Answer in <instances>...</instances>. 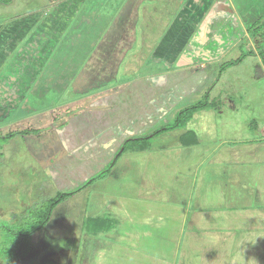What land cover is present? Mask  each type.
I'll return each instance as SVG.
<instances>
[{"label": "crops", "instance_id": "0c3cea01", "mask_svg": "<svg viewBox=\"0 0 264 264\" xmlns=\"http://www.w3.org/2000/svg\"><path fill=\"white\" fill-rule=\"evenodd\" d=\"M158 1L159 7H155ZM11 2L0 0V4ZM41 4L35 10L39 22L32 25V21L31 27L21 29L23 24L17 19L20 14L30 16L34 9L18 14L17 8L10 18L12 36L21 29L34 37L16 57L10 58V54L20 39L7 38V29L0 34V64L11 63L0 79L2 104L9 105L5 101L9 97L11 105H16L13 100L29 94V86L37 78L40 92L31 91L25 105L33 110L29 106L32 100L74 88L80 75L81 80L87 76L81 73L85 64L113 60L121 55V48L123 55L112 76L105 72L100 81L92 73L87 78L94 76L98 89L107 80H115L121 69L125 76H134L108 92L107 99L112 94L118 102L111 98L110 106L99 105L105 93L97 95L90 110L75 116L76 122H67L64 131L57 128L66 139L68 128L74 130L81 145L68 150L73 160H82L89 177L69 195L79 208L75 231L66 233L68 226H50L57 221L53 210L46 224L29 237L28 254L35 251L34 237L45 231L46 238L64 239L63 246L47 254L49 261L59 264H264V164L252 166L250 171L245 167L243 174L239 168L254 152L264 160V118L250 123L256 135L217 140L211 125L218 106L208 99L218 81L248 57L256 58L255 79L264 78V37L262 32L250 30L264 16V0H41ZM160 12L165 17L162 23L155 19ZM68 16L76 18L70 21L72 27L67 25ZM140 29L142 43L138 45ZM107 32L109 38L104 42ZM43 47L51 48L44 60ZM64 47H70L73 54L61 55ZM234 51L236 56H231ZM131 52L134 55L127 59ZM69 57L73 58L68 62ZM137 59L140 64L135 63ZM143 64L149 66V72L135 75ZM77 73H81L78 78ZM138 78L154 84L150 90H159L162 104L153 102V109L151 104L133 105L138 93L132 83ZM204 102L207 107L196 110L179 130H171L165 144L156 145L158 134L154 133L170 125L162 123L164 117L176 121L181 110ZM217 141L221 142L211 145ZM228 141L243 143L245 151H251L244 156L236 149H219ZM83 142H88L85 147ZM54 163L48 166L50 173L61 175L60 190L69 192L68 185L74 182L65 180L73 167ZM253 175L257 183L248 181ZM89 178L93 179L90 183Z\"/></svg>", "mask_w": 264, "mask_h": 264}, {"label": "rangeland", "instance_id": "374dc122", "mask_svg": "<svg viewBox=\"0 0 264 264\" xmlns=\"http://www.w3.org/2000/svg\"><path fill=\"white\" fill-rule=\"evenodd\" d=\"M126 4L124 7L127 6ZM41 5V0H12L9 5L6 3L0 4V34L3 30L7 29L8 33L10 32L7 38L13 37L14 41L15 39H20V42L12 50L10 54L11 56L9 55L10 58H13V56L16 57V54L20 51L19 49L26 44L28 45L30 41H34L33 34H31L32 32L21 31V29L24 27L26 28V25L31 27L34 23L39 22L35 21L37 20V12H39L35 10ZM153 5H155V7H159V1ZM17 8H20L18 14L26 11H32L33 9L34 11L30 16L26 13L25 15H19L20 19L17 20H19V23L23 25L21 26V29L16 32L15 36H12L11 34L15 33V31L12 33V30L9 31V27L11 29L14 25L13 20L10 18L15 14L14 12H16ZM158 11H160V9ZM129 15L131 14H127L126 16ZM139 15L141 18L143 17L142 12L139 13ZM73 16H68L67 22H73L76 19H74ZM160 16L161 12L158 17L155 18L158 20V23H162L161 19L165 18ZM22 17L27 18L30 21L27 22L21 19ZM15 18H17V16H15ZM8 20L11 21L6 24V26L1 25V23H6ZM71 22L67 25L70 24L72 27L74 23ZM120 22L118 23V27H120ZM118 27L116 26V28ZM69 30L70 29L68 28V31ZM68 31L65 30L64 32L62 30L61 33H68ZM137 33L138 37H140L137 44L140 45L142 43L141 29ZM6 34L7 32L5 31L4 35ZM109 34V32L106 33L103 39L104 42L107 38H109ZM1 44H3V42H1ZM42 49H44V52L41 53V56L43 57L41 59L44 60L48 57L47 54L50 52L51 48L43 47ZM122 49L123 48L119 50L121 55L113 59L114 61L103 60L100 64L99 62L94 63L93 61H90L89 64H85V69H82L81 73L87 75L88 77L89 74L96 73V76L98 74V78L101 79L100 81L104 80L105 77L101 76L103 73L109 72L111 75V73L114 74L117 70L119 61H121L123 55V53H121ZM60 52L61 55L67 54V56L73 54L70 47H67L66 50L64 47L60 50ZM133 55V52H131V54L129 53L127 59ZM232 55L236 56L235 51L232 52L231 56ZM58 58L59 55L54 58L53 63L56 62L55 60ZM72 58L73 57L67 58L68 62ZM255 60L256 58L250 57L244 60L243 64H240L241 66L239 65L236 69H233L234 72L231 71L228 76H225L221 81H218V84L213 87L210 96H208V99L213 100L214 104L218 106L216 109V116L212 119L211 125V130L216 135L217 140H220L222 137H234L238 140H244L250 136L256 135V131L255 129H251L250 123L255 121L256 118H264V78L261 77L259 79H255V73H252L255 70ZM136 62L140 64L138 59L135 63ZM10 64V61L0 64V67L3 68V70L0 69V79L2 78V75L5 74L4 68H8ZM248 65L251 66V70L247 69ZM72 66L74 65L68 64V67ZM161 68L162 67L159 66L157 69L162 70ZM151 69L152 68H150V70ZM148 72L149 66L147 67L143 64L142 66L140 65L136 68L135 75L139 74L138 76H142ZM80 74L77 73L75 77L78 78ZM132 75L134 76L133 73H130L128 76ZM87 76L81 80L80 75L78 78L79 80L77 79V85L74 87L75 90L71 86L62 91L59 89V92L57 91V93L52 94V97L48 96L47 99L32 100L29 106L33 105V110L26 109L25 105H27L26 103L29 101V97H31V91L36 93L40 92V89L36 87L38 84L37 78L33 79L32 84H30V92L27 90L29 94L24 93V97H17L16 99L19 98V100H13L16 101V105H11L12 101L9 97L5 98V101H8L9 105H5L2 104L3 102H0V136L3 137L12 132H17V135L14 134L12 137L3 139L0 146V264H13L14 262H8V257L13 255L15 250L19 251L23 245V242L18 245L16 240L17 236L13 235V231L25 232L33 227H37V225L44 220L45 213L49 209V205H51V203L59 197V193H61V175H52L50 173L48 166L51 167L52 162H55L54 164L57 162L60 164L62 162L69 167H73L67 174V178L65 180V182H74L73 185L67 184L69 186V192H75V189L79 186L76 188H74V186L79 184L83 178L89 177L87 167L82 165V160H73L71 158L73 154L68 150V148H70V151H72V147L73 149H76V147L78 148L81 145L79 144V141L77 142V138H75L76 136H74V130L71 129V127L68 128L67 132L70 133L67 134L66 139L64 137L62 138V134L60 132H57V128L64 131L63 128L67 125V122L69 123L70 120L71 123L76 122L75 116L78 115L79 117L82 115L81 112L84 113L83 111L90 110L93 103L96 101L94 97H97V95L99 97L102 93H105V98H103V95L101 97L103 99L98 101L99 105L104 103L110 106L109 104H111V98L118 102L117 96L112 94L110 95L111 98L108 100L107 97L110 94L108 92L114 89V87L116 88V85H121L126 82L129 77L125 76L123 69H121L115 80H111V82L107 80L104 86L95 89V77L90 76V78H87ZM146 82L148 81L138 78L132 83V86L136 87H133L134 92L138 93L135 94L136 96L134 97L135 101L133 105L137 108V105L142 103L144 106L152 105L151 108L153 109L155 108V103L153 102H158L157 104L159 105L162 104V97L161 94H158V89L156 92L151 91L152 89L150 90V86H153L154 84L147 85L145 84ZM100 90L101 92H98L97 94V91ZM53 91L56 90L53 89ZM119 100V102H121L122 98ZM40 104L42 105L41 108L39 107ZM185 104V101L181 102V105ZM112 113L115 114V111ZM85 119H87V116ZM171 120L164 117L162 119V123H170V125H173L175 120ZM179 129L180 128H178V130ZM86 130L89 132L90 127L88 126ZM171 130L174 129L158 133L155 141H152L156 142L157 146H162L166 143L167 137L172 135ZM20 132H22V134ZM87 132H85L86 135L89 134ZM221 141H217L211 145L215 147V145L219 144L218 142ZM86 143L88 142H83V146ZM245 148L246 146L243 143L235 144L231 141L220 144L219 147V149L224 152H230L232 149H236L237 153L241 152L240 154L244 153L243 155L246 156L245 152H249L251 149L245 151ZM258 155L259 153L257 152L252 153V156L250 155V158H247V161L244 160L246 158H242L243 162L239 164L242 174L245 172V167L248 168V171H250V167L264 164V160H260ZM105 165L106 163H104V166ZM105 174L106 173H104L103 176ZM228 176H231L232 178L235 177L230 174H228ZM248 179L251 183H257L254 175L249 176ZM78 209L79 208L75 198L68 195L56 205L53 215H56L57 221H54V224L51 223L50 226H53L55 229L62 226H68L66 233L74 232L75 230L73 231V229L76 224L75 217H77ZM45 235V231L36 235L32 240V242L36 245L35 251L32 254L27 253V255L23 254L22 256H18L15 264H59L58 262L56 263L48 260V252L53 251L59 246H63L65 243L64 239H50L48 237L46 238ZM71 245L72 244H69L68 247ZM25 247L26 244L24 245V250ZM73 264H75V262Z\"/></svg>", "mask_w": 264, "mask_h": 264}, {"label": "trees", "instance_id": "16d2710c", "mask_svg": "<svg viewBox=\"0 0 264 264\" xmlns=\"http://www.w3.org/2000/svg\"><path fill=\"white\" fill-rule=\"evenodd\" d=\"M250 30L253 32L256 33H260L262 32V36L264 37V16L258 20L251 28ZM253 32V33H254ZM261 53H264V51H261ZM232 64H234L235 62H231ZM231 63L230 64H226L225 67H228V66H231ZM208 104L206 102L204 103H200V104H196V105H193V106H190V107H187L185 108L184 110H181L178 114H177V117H176V121L173 125H169V126H166L160 130H157L154 134H158L160 132H163V131H166V130H170V129H175V128H178V127H182V126H185L186 125V122L192 117V115L194 114V112L196 110H199L201 108H204V107H207ZM23 132V131H22ZM14 134L16 135L17 132H12L10 133L9 135H5V136H0V146H1V141H3V139L5 138H9V137H12L14 136ZM150 137V136H149ZM127 143L128 141L125 142V146H124V149L127 148ZM108 170H105L103 172L100 173V175H103L104 173H106ZM93 179H90L88 181V183L92 182ZM73 192H61L59 193V197L57 199H55L51 205H49V209L46 211L45 213V218L43 221H41L37 227H33L31 228L30 230L28 231H25V232H17V231H13V235L17 236L16 237V240L18 242V245L22 244L21 242H23V245L21 246L20 250L17 251L15 250L13 255L9 256L8 257V262L11 261L13 264H15L16 260H17V257L18 256H22L23 254L24 255H27L28 251L30 250V245H31V242H30V236L35 233L37 230L41 229L45 224L46 222L49 220L55 206L60 203L64 198H66L68 195L72 194ZM26 244V247H25V250H24V245ZM13 248V247H12ZM19 249V248H18ZM20 254V255H19ZM43 264H46V263H43Z\"/></svg>", "mask_w": 264, "mask_h": 264}]
</instances>
